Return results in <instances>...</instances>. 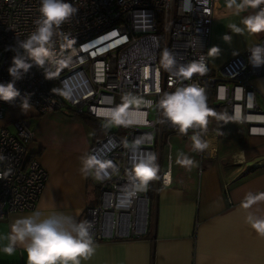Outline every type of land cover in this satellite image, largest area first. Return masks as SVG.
Instances as JSON below:
<instances>
[{
  "label": "built area",
  "instance_id": "obj_1",
  "mask_svg": "<svg viewBox=\"0 0 264 264\" xmlns=\"http://www.w3.org/2000/svg\"><path fill=\"white\" fill-rule=\"evenodd\" d=\"M66 2L78 11L57 30L51 47L53 60L43 68L33 65L14 81L20 95L12 102L0 100V118L11 104H22L27 98L38 114L68 109L114 125L116 129L94 140L87 152V156L111 161L113 167L106 169V178L96 179L99 199L87 209L84 220L92 224L95 242L142 238L149 231L150 185L158 180L163 185L170 183V141L163 144L165 171L159 169V178L133 196L129 193L133 190L134 163L145 154L155 153L159 164L161 135L167 129L183 136L196 133L205 140V129L190 128L184 134L165 122L159 100L178 86L197 83L205 88L207 97L212 90L213 100L227 105L232 119L248 124L249 134L264 135V111L255 103V89L250 85L252 77H264V65L253 67L249 62V49L264 46V37L213 70L208 60L212 25L218 4L226 0ZM40 3L0 0V83L13 82L8 69L14 56L24 55L17 42L34 30ZM261 8L264 4L250 9L256 13ZM165 50L175 59L171 68L164 66ZM201 58L208 68L205 75L194 74L190 80H179L174 75L180 66ZM61 60L65 63H56ZM221 87L225 90L223 99L219 97ZM126 98L139 102L126 108V113H135L126 118L138 123L117 125L102 114L123 106ZM11 125V129L0 126V219L11 212L34 208L46 179L44 168L28 151L33 139L30 117L17 116ZM206 155L207 149L197 152L199 162Z\"/></svg>",
  "mask_w": 264,
  "mask_h": 264
},
{
  "label": "crops",
  "instance_id": "obj_2",
  "mask_svg": "<svg viewBox=\"0 0 264 264\" xmlns=\"http://www.w3.org/2000/svg\"><path fill=\"white\" fill-rule=\"evenodd\" d=\"M250 14H255L250 8L235 15L226 3L218 4L208 56L210 69H219L264 37V32L252 34L244 28L242 20ZM232 24L244 31L234 32ZM226 36L231 39L225 40ZM213 46L220 51L212 53ZM250 85L255 89V103L264 111V77H252ZM207 103L214 113L205 129L208 155L198 162L193 148L171 153L170 183L163 185L158 180L150 185L148 234L98 241L95 254L81 264H264V235L247 219L250 215L264 218V200L244 207L249 194H264V135L249 134L245 123L232 119L227 105L223 113L221 103ZM15 105L21 106L11 104L0 118V126L11 129L13 118L30 114L33 139L28 151L44 168L46 179L34 208L0 219V264H27L23 246L16 245L12 255L3 251L9 246L10 226L16 218L38 209L44 215L61 212L82 221L99 199L93 173L85 178L80 171L81 158L87 156L94 141L85 121L63 112L38 114L32 107L15 115ZM232 121L237 126L231 127ZM181 153L195 165H182ZM161 159L162 172L166 160L162 163Z\"/></svg>",
  "mask_w": 264,
  "mask_h": 264
},
{
  "label": "clouds",
  "instance_id": "obj_3",
  "mask_svg": "<svg viewBox=\"0 0 264 264\" xmlns=\"http://www.w3.org/2000/svg\"><path fill=\"white\" fill-rule=\"evenodd\" d=\"M264 0H226V7L235 15L248 8L256 9ZM77 9L66 0H41L40 17L34 21L35 28L24 41H18V47L23 50L24 55L13 57L12 66L8 69L13 77V82L7 84L0 83V100L5 102L14 101L19 95V91L14 87V81L21 79L33 65L43 68L46 62L53 60L51 51L53 38L60 26L68 22L76 13ZM244 28L252 34L264 32V8H261L255 14H250L243 18ZM236 33H242L241 29L235 24L230 25ZM230 40L231 37H224ZM210 51L217 53L220 49L213 46ZM251 55L249 62L253 67L264 65V46L257 45L249 49ZM28 59H26L25 57ZM31 60V63L28 60ZM163 61L166 68H171L175 64L172 54L165 50L163 52ZM56 63H65V61H56ZM208 68L203 58L193 61L190 64L180 66L174 75L179 80H190L194 74L205 75ZM47 78V76H45ZM225 90L219 88V97L223 99ZM151 104V101L147 102ZM124 105H128L125 103ZM123 105V106H124ZM123 106L111 111L110 116L113 122L120 124L138 123L133 118L135 113H126V108L121 111ZM31 105L25 98L21 104L25 112ZM158 108L162 111L165 122H171L176 126L180 133L186 134L190 128L206 129L208 116L214 113L210 112L207 103V94L205 88L197 83L181 85L175 88L173 92H166L158 102ZM193 150L203 152L209 148V142L202 140L199 135L191 137ZM183 158L179 160L182 165L194 166L195 161L180 154ZM2 159V157H0ZM134 160L137 157H133ZM82 175L87 178L90 173H94V178L103 180L107 177L106 169L112 168V162L98 159L95 155L82 157ZM155 153H148L138 158V162L133 165L132 179L133 190L129 195H135L137 190H147L151 180L158 179L159 166L156 163ZM135 181L139 183L136 184ZM257 200H264V194L253 196L249 194L244 207ZM251 227L259 234L264 235V218H248ZM9 234V246L3 251L12 255L16 245H21L27 256V264H81L82 260H89L96 252L97 244L91 234L92 224L87 220L77 221L74 217L54 212L44 215L40 210H34L26 216L16 218L11 224Z\"/></svg>",
  "mask_w": 264,
  "mask_h": 264
},
{
  "label": "rangeland",
  "instance_id": "obj_4",
  "mask_svg": "<svg viewBox=\"0 0 264 264\" xmlns=\"http://www.w3.org/2000/svg\"><path fill=\"white\" fill-rule=\"evenodd\" d=\"M210 44H211V42H210ZM210 44H209V47H208V56H209ZM210 92L212 93V90ZM123 103H127L129 106H138L139 105L138 100L135 99V98H126V99H124ZM210 103L212 105H216L215 102H214V100H213V102L210 101ZM221 105H222L221 106L222 107L221 108V111L223 113H226L227 112L226 105H224L222 103H221ZM13 107H14V109H13V112L14 113L13 114H15V115L18 114L16 112L22 110L21 106L15 105V106H12V108ZM12 108H11V110H12ZM29 109H31V108H29ZM32 109L34 111H36L33 107H32ZM209 109H210V112L212 113L213 111L211 110V108H209ZM56 112H59V113H62L63 112V113L70 114L72 116H74L76 114L75 112L70 111L68 109H61V110H57ZM25 115L30 116V114H25ZM210 116H211V114L207 118L208 119L207 127L210 126V124H211V122H210ZM225 120H226V118H225ZM228 123H230V122L227 121L226 124H228ZM231 123H232L231 124V127L237 126V124H234L233 121ZM98 124H99V126L105 128L106 130H109V131H113V130L116 129V127L114 125H111V124L106 123V122L104 123L103 121H98ZM244 125L247 127L248 124L245 123ZM193 135H197V134L196 133H189V134L183 136V135H180L178 133L171 132L168 129L167 130H164L163 131V134L161 135L162 146H163L164 143L167 142V139H168L170 141V144H171V148H172L171 153L173 155H175V154H177L178 152H181V151L182 152H186L187 149H189V148L192 149L193 148V142H192V139H191V137ZM168 136H169V138H168ZM155 142H156V146H158V142H159V136H158V134L155 136ZM165 157H166V148L163 146L162 147V151H161V158H162L161 159V162L162 163H164ZM198 162H199V159H198ZM93 181L95 183L97 182L96 179L95 180L93 179Z\"/></svg>",
  "mask_w": 264,
  "mask_h": 264
},
{
  "label": "trees",
  "instance_id": "obj_5",
  "mask_svg": "<svg viewBox=\"0 0 264 264\" xmlns=\"http://www.w3.org/2000/svg\"><path fill=\"white\" fill-rule=\"evenodd\" d=\"M211 99H213L212 98V93L209 92V95L207 97V102L208 101L210 102ZM70 111H72V110H70ZM75 115L78 116L79 118H81L83 121H85V123L91 128L94 140H96V139H98V138H100V137H102V136H104L106 134L107 130L105 128L99 126L98 120L96 118H93V117L88 116L86 114H77L76 113ZM98 190H99V188H98ZM148 194L150 196V190H149Z\"/></svg>",
  "mask_w": 264,
  "mask_h": 264
},
{
  "label": "snow or ice",
  "instance_id": "obj_6",
  "mask_svg": "<svg viewBox=\"0 0 264 264\" xmlns=\"http://www.w3.org/2000/svg\"><path fill=\"white\" fill-rule=\"evenodd\" d=\"M126 107H128V105H124V106L121 108V111L123 112L124 109H125ZM110 113H111V111L104 112V113H102V114L107 116V115H110Z\"/></svg>",
  "mask_w": 264,
  "mask_h": 264
}]
</instances>
